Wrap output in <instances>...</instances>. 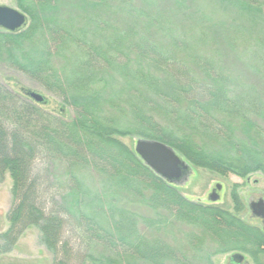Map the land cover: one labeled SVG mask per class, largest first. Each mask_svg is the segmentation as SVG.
I'll use <instances>...</instances> for the list:
<instances>
[{
	"label": "trees",
	"instance_id": "16d2710c",
	"mask_svg": "<svg viewBox=\"0 0 264 264\" xmlns=\"http://www.w3.org/2000/svg\"><path fill=\"white\" fill-rule=\"evenodd\" d=\"M138 1L17 0L30 22L0 28V62L74 112L55 115L0 82V174L13 181L0 252L36 226L54 264H68L70 227L90 264H214L232 251L264 264L260 229L193 201L119 139L162 141L224 176L264 174V37L204 27L192 0ZM226 3L251 16L264 7V0ZM236 46L261 87L228 70ZM234 206L243 208L236 197ZM181 225L191 230L186 243L173 235Z\"/></svg>",
	"mask_w": 264,
	"mask_h": 264
},
{
	"label": "rangeland",
	"instance_id": "374dc122",
	"mask_svg": "<svg viewBox=\"0 0 264 264\" xmlns=\"http://www.w3.org/2000/svg\"><path fill=\"white\" fill-rule=\"evenodd\" d=\"M62 1L66 4L70 3L72 0ZM145 1L147 0H140L138 3L142 4V2ZM192 1V9L195 11L198 21H200L204 27L217 28L220 32L227 35H229L230 32L234 37L238 35V31L240 33L248 32L255 37H264V7L261 9V13L251 16V14H248L246 11L227 5L226 0ZM0 4L21 10L17 0H0ZM235 5L236 4H234V6ZM28 19L30 22L29 16ZM236 47L231 56L228 57V61L231 65L228 67V70L232 74L234 73L245 85L261 87L257 85L259 84V78L254 73V70H252L254 68L250 66L249 59L242 56L240 47ZM223 60H227L226 57H223ZM223 63L226 64L225 61H223ZM226 65L228 66V64ZM250 71L253 72L256 77ZM0 82L6 86L7 89L23 98L31 99L35 103L37 102L29 97L27 92L35 91L40 93L44 97V101L39 103V105L48 112L59 116L64 115L66 118H71L74 115L72 108L64 104L61 98L48 92L40 83L30 79L22 72L2 62H0ZM119 139L135 151L136 143L141 137L136 135H125L119 136ZM183 159L190 165L191 173L179 184H173L179 191L193 201H199L205 205L221 207L235 214L237 218L249 222L253 226H260L258 221L254 220L250 222L246 216L249 211V200H256L259 197L264 198V174L254 173L247 177H240L235 174L224 176L197 167L184 157ZM41 165L42 163L40 161L36 163L37 167ZM12 184L13 181L8 172L0 174V233L7 231L10 226L8 214L13 206ZM218 184L222 186L221 190L216 189V185ZM211 191L212 193H217V200L214 201L210 199ZM40 193L43 195V198L47 195L46 188L43 184L40 186ZM234 197L241 201L243 206L242 210L235 211ZM128 207L141 215H155L154 211L142 205L130 204ZM190 231L191 230L186 227V225H181L175 227L173 235L186 243L185 235ZM64 239L69 242L71 249V256L68 264H90L89 261L84 258V250L81 245L83 244L82 240L72 228H65ZM235 252L242 253L245 256V260L242 264H254L251 256L243 251L220 253L214 256V264H230L229 256ZM0 264H54V254L44 245L39 229L36 226H30L24 230L12 250L0 252Z\"/></svg>",
	"mask_w": 264,
	"mask_h": 264
},
{
	"label": "water",
	"instance_id": "95a60500",
	"mask_svg": "<svg viewBox=\"0 0 264 264\" xmlns=\"http://www.w3.org/2000/svg\"><path fill=\"white\" fill-rule=\"evenodd\" d=\"M28 22V16L20 9L0 4V28L14 32L27 26ZM27 95L37 103L44 101V97L35 91H28ZM135 152L157 175L172 184H179L191 173V167L183 157L172 146L162 141L141 138L136 143ZM216 189L220 190L222 186L218 184ZM217 198L216 192L210 196L214 201ZM250 207L256 216L264 219V200ZM244 260L245 256L239 252L229 256L230 264H242Z\"/></svg>",
	"mask_w": 264,
	"mask_h": 264
},
{
	"label": "flooded vegetation",
	"instance_id": "af4514ba",
	"mask_svg": "<svg viewBox=\"0 0 264 264\" xmlns=\"http://www.w3.org/2000/svg\"><path fill=\"white\" fill-rule=\"evenodd\" d=\"M213 194L214 193H212V191H211V195H213ZM262 200H264V198H262V197H259L256 200H252V199L249 200V202H248V210L249 211H248V214H247L246 218L249 219L250 222L251 221H254V220L258 221L259 224H260V226H258V227L255 226V227L258 228V229H260L262 231V233L264 234V219L261 218V217L256 216L253 213V211L251 210V207H250L252 204L257 203V202L262 201ZM240 220H243V219H240ZM246 223L250 224L249 222H246Z\"/></svg>",
	"mask_w": 264,
	"mask_h": 264
}]
</instances>
